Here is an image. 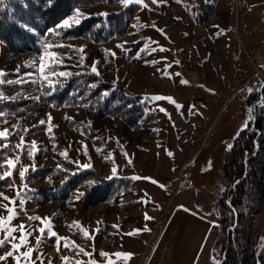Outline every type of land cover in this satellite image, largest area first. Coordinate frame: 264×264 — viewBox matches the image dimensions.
<instances>
[{"label":"rangeland","instance_id":"1","mask_svg":"<svg viewBox=\"0 0 264 264\" xmlns=\"http://www.w3.org/2000/svg\"><path fill=\"white\" fill-rule=\"evenodd\" d=\"M107 2L79 8L90 17L107 12L112 20L121 19L117 14L124 7L118 1ZM146 2L147 8L132 4L136 11L126 13L131 15L126 27L114 22L108 35L97 32L98 26L91 27L87 36L77 34L73 26L68 28L72 30L69 33H65L68 29H61L59 36L41 38L36 51L19 54L0 43V69L9 73L7 78L12 80H28L29 73L38 75L34 67L26 65L39 62L42 43L72 45L76 49L84 46L87 56L83 67L79 66L81 54L72 48L53 47L44 56L45 64L50 58L62 60L59 70L80 73L51 96L43 94L39 83L4 86L7 96L19 95L14 101L0 104V110L6 113L0 118V129L11 128L19 121L21 129H32L20 135L26 141H38L44 149L34 161L26 156L22 159L24 166L33 162L36 165V171L26 173L28 188L34 191L24 193L25 212L13 224L24 223L33 228L40 222H29L28 216L51 217L54 230L84 247L97 264H106L100 251L133 254L128 260L113 257L116 264H214L220 257L218 248L213 253L220 217L224 219L222 230L230 225L226 206L230 197L224 195L222 185L223 158L240 131L243 133L237 148L240 151L245 147L248 127L242 125L248 109L253 102L264 100V89L251 94L247 91L249 87L258 89L264 81V0ZM100 17L103 21L107 18ZM157 29H163L166 35ZM121 44L124 48L117 47ZM145 44L148 50H143ZM160 47L167 51H159ZM151 48L157 51L152 52ZM105 49L113 50L116 56H106ZM94 61H99V76L90 71ZM164 72L170 75L165 76ZM182 79L189 83L181 84ZM92 83L97 86L89 87ZM62 89L66 93L63 99ZM105 91L109 95L102 97ZM29 95L39 96V100L25 99ZM155 95L172 97L183 107L177 109L167 100L154 101L151 97ZM114 105L119 107L121 116L113 112ZM132 108L135 114L125 116ZM49 113L51 124L58 125L53 128L54 141L49 140L44 126L32 128L39 120H47ZM66 115L74 120L69 121ZM255 115L264 129V107L257 104ZM11 141L19 143V137H12ZM53 143L57 145L55 151ZM82 145L87 146V155ZM65 149L69 160L84 164L90 158L92 167L76 171V164L59 155ZM262 151L255 160L258 178L256 175L252 179V194L259 195V201L246 235L247 252L253 250L264 232V146ZM109 153L114 159L104 158ZM4 154L13 157L17 153L5 150ZM58 163L68 172L58 171ZM114 165L117 174L112 176ZM133 176L141 179H132ZM14 182L21 185L18 175ZM10 183L11 180L0 181V193L14 197L15 189L7 187ZM78 192L84 195L75 200ZM145 214L152 219L146 220ZM0 215L7 216V212L0 208ZM72 221L82 222L90 232L97 227V221L103 223L92 241L74 234L75 229L67 226ZM145 226L150 231H143ZM136 229L141 231L127 235ZM39 235L35 232L29 237L30 246L36 248L30 264H40V259L44 264H62L61 256H73L63 248V242L58 253L54 239L44 238L37 246L35 237ZM175 247L179 248L175 254L180 257L172 259ZM9 250L10 244L0 247V255ZM252 257L254 260L255 255L250 253L244 264H253ZM75 258L85 264L89 259L82 254ZM0 264L15 262L9 258Z\"/></svg>","mask_w":264,"mask_h":264},{"label":"snow or ice","instance_id":"2","mask_svg":"<svg viewBox=\"0 0 264 264\" xmlns=\"http://www.w3.org/2000/svg\"><path fill=\"white\" fill-rule=\"evenodd\" d=\"M3 0H0V3H2ZM54 0H47V4L51 6L53 4ZM107 2V0H106ZM118 2L125 8L129 7L132 4L137 5H143L145 8L149 6V4L146 2V0H118ZM167 0H151V3H166ZM96 15L107 17L109 14L107 12L97 13ZM90 18V14H86L80 10L79 7L75 8L73 10L72 15L64 19L61 23L57 24L55 28L48 29V35H60L61 29H68L73 26H79L83 21ZM24 30L28 32H34L35 29H33L30 25L21 23L20 25ZM144 25H134V27H143ZM153 28L156 27L155 24L152 25ZM161 32V34L166 35L164 33L163 29H157ZM41 47L43 48V52L39 58V62H29L26 66L28 67H34L36 69V73L38 75H35L33 73L27 74L29 76L28 80L23 79L22 77L17 78L16 80L8 79L9 73H7L5 70L0 69V104L8 101H14L18 98L17 96L9 97L5 94V85H13V84H25V83H39L40 88L43 90V94L45 96H51L55 91L58 90L59 87H63L65 82L70 79L74 75H80V73H73L71 71L67 70H59L63 66L62 60H54L49 59V63H44V56L49 55V53L52 51L53 47L56 48H72L74 52H78L81 55L79 56V66L83 67L85 65V61L87 59L86 54H84V46H81L79 49L73 48L72 45H50L47 43H42ZM119 48H124V45H117ZM149 46L147 44L144 45L143 50H148ZM152 52L157 51V48H151ZM159 51H167V49L160 47ZM105 54L111 55L113 57L116 56V53L111 49H105ZM71 59V57H68ZM99 61H94L93 65L90 68V71L92 74H95L96 76L100 75V72L98 71L97 64ZM152 63H157V61H152ZM175 63H179V61H176ZM168 67H171L169 64ZM262 68H264V65H261ZM20 66H17V73H19ZM165 76H169L170 74L168 72H164ZM175 75L179 76L180 73H176ZM35 76V78H33ZM181 84H188L189 82L187 80H181ZM97 85L96 83H92L89 85L91 88H95ZM261 89H264V85H261ZM258 89H253L252 87L248 88V93L251 94L253 91H257ZM211 91V90H210ZM108 91H105L102 94V97L108 96ZM25 99L30 100H39V96H27ZM154 101H160V100H167L171 103H173L177 109L182 108L183 106L178 104L174 98L172 97H165L161 95H155L151 97ZM259 106L264 107V100L258 101ZM52 107H56L55 104L50 105ZM87 106V105H85ZM160 111L164 112L165 109L161 108ZM254 108L250 107L248 109V117L245 123L242 125V128H247L250 124V122L254 119ZM6 113L2 110H0V118L5 117ZM69 121H73V117H68L66 115L65 117ZM52 116L51 114H47V120L41 119L39 120L37 125H33L32 128H36L39 126H44V131L48 135L50 141L55 140L53 128L58 127V125L51 124ZM5 123L7 121H4ZM88 126H91V122H88ZM32 131L31 128H20V122L18 121L17 124H14L11 126V128H3L0 129V169H3V171H0V181H8L11 180L12 183L7 184V187L15 189L16 195L14 197H9L5 195L4 193H0V208L4 209V211L7 212V216L0 215V232L3 233V238L0 239V247H4L5 245L10 244V250L7 252H4L2 255H0V262L7 261L9 258H11L15 264H30L31 257L33 253L36 251V248L33 246H30L29 243V237L33 235L35 232H39L40 235L36 236V244L37 246L42 242L44 238L48 239H54L57 252L59 253L61 251V244L63 248L68 249L70 252L73 253V256H61L62 264H85L84 261L80 259H76L75 257L79 255L87 256L89 257L87 264H97V262L91 258V253L86 251V249L78 244L75 243V241H71L68 237L60 236L59 233H57L54 228V224L52 223L51 217H40L38 215H31L28 216L29 222L38 221L40 222L38 227L30 228V225H26L24 223H21L19 225L13 224V221L23 214L25 212V198L24 193H27L30 190L28 188V183L26 182V173L31 171H36V165L33 162L31 165L24 166L22 165V159L23 157H28L31 160H35L36 155L41 153L44 149H42L39 145L38 141L32 140V141H26L24 135H20L21 132L24 134H28ZM83 134V132H82ZM19 137V143L13 144L11 141L12 137ZM118 142V141H117ZM229 149L232 147L231 145L228 146ZM57 148V145L53 143V151H55ZM82 148L84 149V155H87V146L82 145ZM5 150H12L15 151L17 154L13 157H9L5 155ZM97 151H102V149H97ZM59 155L64 159L68 160L70 163L76 164L77 168L76 171H82L85 169H89L92 167L91 160L89 158L88 163L80 164L79 161H71L68 157L67 150H63L59 153ZM124 155L127 157L128 154L125 152ZM169 156H172V152H168ZM106 160L108 159H114L112 157V154H108L104 157ZM128 163L131 164V159H128ZM58 171L68 172V169H65L61 163H58L56 166ZM112 176H115L117 174V167L114 165L111 169ZM74 175L75 172H72ZM15 175H18L21 179V185L17 186L14 182ZM111 178V177H109ZM67 179V176L65 177V180ZM132 179H141V177L133 176ZM145 179H151V178H145ZM50 180V177H49ZM64 181H62L63 183ZM153 183H158L155 180H152ZM94 183V182H92ZM160 187H164V185H160ZM84 193L78 192L77 195L74 197L75 200H79L81 196H83ZM7 202V203H5ZM74 206V205H73ZM146 220H151L152 217L147 216L145 214ZM103 223V221H97V227L93 229L91 232L85 228L80 221H72L69 225V229H75L74 234L81 235L86 240H95V235L99 233L100 231V225ZM113 228H118V225H113ZM140 229L133 230L132 232L127 233V235H135L137 234ZM143 231H150V229L145 226ZM19 233V236H16L15 234ZM93 250H95V245L93 243ZM99 255L101 257L106 258V264H116V261L113 260V257H115L117 260L120 258H123L124 260H128L133 255L132 253H125V252H115V253H108L105 251H100ZM42 256V254H41ZM39 259V257H38ZM40 264H44L43 260L40 259ZM49 264L51 262L49 261Z\"/></svg>","mask_w":264,"mask_h":264},{"label":"trees","instance_id":"3","mask_svg":"<svg viewBox=\"0 0 264 264\" xmlns=\"http://www.w3.org/2000/svg\"><path fill=\"white\" fill-rule=\"evenodd\" d=\"M117 2L118 0H107ZM106 2V0H54L53 4L49 6L47 0H3L0 3V43L5 45L7 49L13 53L19 54L23 52H32L38 49V42L41 38L48 37V29L55 28L61 20L68 16L75 7H82L85 5ZM108 3V2H107ZM117 16H122L121 19H114L107 17L105 21L100 16L90 17L83 21L79 26H76L73 31L77 34L87 36V32L93 26H98L97 32H105V35L110 33L114 22L121 23L124 28L126 22L130 20L131 15L126 16L127 12L135 13V5H130L123 8ZM105 22V26L103 24ZM21 23L30 25L34 32L24 30ZM107 31H106V28ZM63 30V29H62ZM64 31V30H63ZM70 31H72L70 29ZM69 29L65 33L70 32ZM104 38V35H103ZM61 90V99L66 96L65 91ZM59 94V92H58ZM107 103V102H106ZM104 104V106L106 105ZM113 112H119V107L114 105ZM122 111V110H121ZM135 114V111L129 110L125 116ZM126 121L131 119L124 117ZM243 131L233 139L232 147L228 149L224 155L222 163V185L225 188L224 195H228L229 201L226 204L229 211V226L223 228V217L219 219V234L213 247V253L216 248L219 249V261L216 264H244L246 259L254 255V248L247 252V236L248 230L251 228L253 216L257 211L258 198L253 193L252 179L257 175L258 166L254 171L250 169L248 164V153L250 150V141L248 139V132H246L245 147L239 151L237 148V141ZM250 174V175H249ZM253 175V176H252ZM258 182H256L257 184ZM255 185V183H254ZM221 229V230H220ZM253 260V257H252ZM253 264H256L255 259Z\"/></svg>","mask_w":264,"mask_h":264},{"label":"flooded vegetation","instance_id":"4","mask_svg":"<svg viewBox=\"0 0 264 264\" xmlns=\"http://www.w3.org/2000/svg\"><path fill=\"white\" fill-rule=\"evenodd\" d=\"M263 89H261V86L258 88V92H261ZM261 98V97H260ZM258 104V103H257ZM256 102L250 106L254 108V119L250 122L248 126V139L250 141V150L248 155L249 160V166L252 171L255 170V168L258 166L255 162L258 154H262V147L264 146V129L262 126L257 123V118L255 115V110L257 106ZM249 107V108H250ZM260 157V156H259Z\"/></svg>","mask_w":264,"mask_h":264},{"label":"crops","instance_id":"5","mask_svg":"<svg viewBox=\"0 0 264 264\" xmlns=\"http://www.w3.org/2000/svg\"><path fill=\"white\" fill-rule=\"evenodd\" d=\"M179 247V246H178ZM178 247H175L171 254H172V259L174 257L179 258L180 256H177L175 253L177 252V250L179 249ZM161 251V250H160ZM159 251V252H160ZM189 252L186 251L185 255ZM180 255V254H178ZM254 255H255V261L256 264H264V232H263V236L256 242V244L254 245ZM176 260V259H175ZM174 260V261H175ZM154 264H156V262L154 261Z\"/></svg>","mask_w":264,"mask_h":264},{"label":"water","instance_id":"6","mask_svg":"<svg viewBox=\"0 0 264 264\" xmlns=\"http://www.w3.org/2000/svg\"><path fill=\"white\" fill-rule=\"evenodd\" d=\"M261 85H264V81L262 82V84H261ZM216 263H217V261H215V262H214V264H216Z\"/></svg>","mask_w":264,"mask_h":264}]
</instances>
